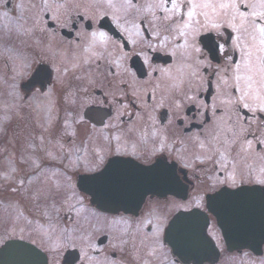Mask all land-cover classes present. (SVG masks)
<instances>
[{"label":"flooded vegetation","instance_id":"af4514ba","mask_svg":"<svg viewBox=\"0 0 264 264\" xmlns=\"http://www.w3.org/2000/svg\"><path fill=\"white\" fill-rule=\"evenodd\" d=\"M115 2L111 1L113 7L108 2L101 15H85L81 10L88 6L98 10L97 5L80 2L77 7H62L56 17L46 11L37 22L27 25L30 41H25L21 54L34 60L23 79L14 83L21 96L17 99L22 104L33 99L46 126L53 116L46 140H54L57 146H33L30 156L34 161L16 157L23 151L18 135L22 125L16 108L6 103L10 113L0 122V209L11 214L0 221V247L9 239H23L45 253L47 264H264L263 235L247 243L226 242L211 212L218 205L214 195L223 188L256 186L264 196V184L256 182L264 169V113L228 102L239 95L231 79L232 66L238 62L229 38L233 33L226 26L219 33L201 30L195 40L201 51L196 53L191 47H177L184 43L183 38L166 30L164 14L158 9L155 17L159 19L147 17L134 1V17H128L123 12L128 9L125 3L119 8ZM119 9L123 12L120 16ZM100 32L106 37L93 39L92 33ZM199 38L216 61L209 58ZM37 44L38 56L33 54ZM38 66V78L25 88V81ZM22 104H17V110ZM40 132L34 140L43 138L44 131ZM247 140L252 141L250 149ZM217 149L225 152L224 170L215 163ZM117 157L130 158L146 168L156 162L174 167L171 182L181 187L180 195L148 193L136 212L108 214L91 206L94 216L89 214L87 221L86 248L83 250L78 238L72 261L65 253L51 260L42 239L30 240L29 226L23 230L25 235L11 233L16 201L24 200L25 187L33 175L42 174L47 163L73 171L77 183L80 176L102 171ZM233 161L236 184L221 183L232 171ZM18 207L28 222L31 207L21 203ZM192 211L205 220L201 226L205 241L195 242L192 234L185 232L179 243L175 237L165 242L171 219Z\"/></svg>","mask_w":264,"mask_h":264},{"label":"rangeland","instance_id":"374dc122","mask_svg":"<svg viewBox=\"0 0 264 264\" xmlns=\"http://www.w3.org/2000/svg\"><path fill=\"white\" fill-rule=\"evenodd\" d=\"M111 1L119 3V8L124 3V0ZM134 1L138 2L143 15L154 17L153 14H155L156 9L149 8V5L158 3V0H132V2ZM80 2L97 5L98 10L91 6L81 10L85 15L93 16L97 12H99L98 15L103 14L109 0H0V122H4L6 116L10 113L6 107L8 102L9 108L14 107L18 111L16 118L20 119L19 122L22 125L19 128L18 135L20 138L19 145L23 151L16 154V157H21L23 161H34V158L30 156V153H34L33 146L41 145L48 148L57 146L54 140L52 142L46 140L47 132L53 127V116L49 117L46 126L45 118L40 119L37 115L35 101L32 102L33 99L27 100L23 104L17 99L21 96H18V89L14 83L23 79L24 73L27 71L26 68L34 60L28 54H21L22 48L25 47V41H30L29 36L27 37L29 34V30H26L27 25L37 22L46 11L51 14V17H56L57 11L62 7H77L76 5H79ZM125 7L128 9H124L123 12L126 11L128 17H134L132 15L134 9L131 10V8H135V5L131 4L130 7ZM25 9L28 10L27 20L23 16ZM119 11L120 16L123 12H121V9ZM18 16L20 17L18 18ZM16 23L22 24L14 26ZM33 54L36 56L41 54L38 44L34 46ZM235 54L239 61L240 53L236 49ZM14 63H16V66H14ZM191 64H193V59H191ZM228 64L231 65L232 61L230 60ZM16 103L22 104L19 110H17L18 105ZM25 108L29 110L30 118L27 115V110L24 112ZM41 130L44 131L43 138L38 139V141L34 140V137L39 135ZM13 135H10L11 141H14ZM6 144L9 145L10 143ZM35 149L38 150V148ZM48 152L50 151L48 150ZM48 156H51V154H48ZM30 166L31 169L34 167L33 165ZM41 173L40 175L37 172L30 179V185L26 186L23 192L27 193L23 196L24 200L16 201L17 205L14 207L16 211L15 227L11 228L13 230L11 233L25 235L23 230L27 229V226L31 227L30 240L41 242L42 239L43 248L49 258L55 261L64 255L67 250L75 247L78 238L83 241V250H85L88 238L87 221L89 214L94 216L92 213L94 209L88 203L87 197L76 188L74 177L69 171L48 166L47 168L43 167ZM18 203L31 207L28 222L18 211L21 208L18 207ZM10 214L5 208H1L0 221L7 220ZM96 216L98 217V215ZM57 243L61 246L58 250H53L54 245Z\"/></svg>","mask_w":264,"mask_h":264},{"label":"water","instance_id":"95a60500","mask_svg":"<svg viewBox=\"0 0 264 264\" xmlns=\"http://www.w3.org/2000/svg\"><path fill=\"white\" fill-rule=\"evenodd\" d=\"M110 163L96 174L80 176L77 182L78 188L90 196V203L101 211L136 212L148 193L178 194L180 187L172 182L168 184L165 180L170 178L169 174L166 172L165 176L158 172L155 165L146 168L130 161ZM171 178L172 181L175 178L173 169ZM218 194V205L211 212L216 217L225 241L249 242L254 237L264 236V197L257 189L241 187L223 190ZM204 222L197 213L177 214L167 230V242H172L175 237V242L179 243L182 232L176 234L178 227L191 233L195 242H203L201 226ZM196 226L199 230L193 231ZM0 264L47 263L45 255L36 247L21 240H10L0 249Z\"/></svg>","mask_w":264,"mask_h":264},{"label":"snow or ice","instance_id":"6c2138e0","mask_svg":"<svg viewBox=\"0 0 264 264\" xmlns=\"http://www.w3.org/2000/svg\"><path fill=\"white\" fill-rule=\"evenodd\" d=\"M124 3L130 7L132 0H124ZM109 6L113 7L111 0ZM149 8H156L163 13L166 30L174 31L178 39L183 38L184 43L177 47H191L196 53L201 51L195 46L196 34L201 30L219 33L225 26L230 29L233 35L229 38L234 49L240 53V60L232 66L231 77L232 86L239 95L234 101L228 102L250 112L264 113V0H158V3L149 5ZM97 35L101 39L106 37L103 32L92 33L93 39ZM219 47L223 50L224 46L221 44ZM224 83L227 84L228 80L225 79ZM245 143L250 149L252 141L247 140ZM200 147L204 148L205 145L201 143ZM216 151L219 152V159L215 163L224 170L227 168L225 152L218 149ZM235 169L236 163L233 161L227 180L220 182L230 181L235 185ZM256 182L264 184V169H261ZM60 246L55 244L53 250H58Z\"/></svg>","mask_w":264,"mask_h":264}]
</instances>
